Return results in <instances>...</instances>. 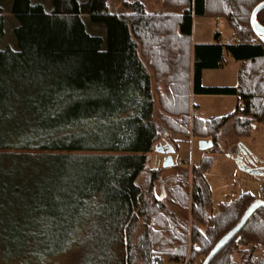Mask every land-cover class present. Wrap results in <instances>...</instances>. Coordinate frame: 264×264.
Returning a JSON list of instances; mask_svg holds the SVG:
<instances>
[{"label":"trees","instance_id":"trees-1","mask_svg":"<svg viewBox=\"0 0 264 264\" xmlns=\"http://www.w3.org/2000/svg\"><path fill=\"white\" fill-rule=\"evenodd\" d=\"M261 1L162 0L156 14L135 0L116 14L107 0H51L49 11L12 0L17 47L0 49V258L41 264L69 249L70 264H178L189 242L206 256L258 199L245 192L214 212L205 172L228 120L236 138L264 128V37L249 22ZM83 15L104 36L89 33ZM196 17H222L233 41L219 42L217 31L213 43L192 44ZM257 21L264 26V8ZM226 55L240 63L237 85L203 86L202 71L222 68ZM192 93L242 103L202 119L190 115ZM170 134L213 147L191 171L173 163L178 175L160 198L153 186L163 168L149 165V153L163 138L177 150ZM221 255L220 264H264L263 207Z\"/></svg>","mask_w":264,"mask_h":264},{"label":"rangeland","instance_id":"rangeland-1","mask_svg":"<svg viewBox=\"0 0 264 264\" xmlns=\"http://www.w3.org/2000/svg\"><path fill=\"white\" fill-rule=\"evenodd\" d=\"M33 4H40L42 7L49 11L51 9V0H30ZM135 1V0H107L108 10L113 13H122L126 12V8L124 7V2ZM140 1L144 7L149 12L153 13H162L165 10L162 6V0H138ZM12 0H0V4L4 8L3 18H4V34L2 39L0 40V49H5L10 47L15 49L17 47L16 38L14 35V28L17 25V20L14 15L10 11ZM166 11V10H165ZM83 22L85 24L86 30L91 34H98L104 36V27L100 24L92 23L89 20L87 15H83ZM156 20H160L156 18ZM216 21H219V25H216ZM219 31L222 37H226L229 34L228 26L225 20L222 17H196L193 20V34L192 40L199 43L202 42H213L214 34ZM232 38V37H231ZM224 38H220V42ZM230 39L227 38L226 40ZM233 40L231 39V42ZM226 63L223 68L219 69H206L203 72V79L206 83L215 84L221 83L223 85H237L238 82V69L239 62L235 61L232 57L226 55ZM151 72V70H150ZM199 97V96H197ZM195 96V98H197ZM154 99V111H153V119L155 122H160V118L158 112L160 110L157 94L153 92ZM202 102L198 105L200 106V111L203 112V116H198L202 119H208V117L214 115H227L229 111L235 110L236 108V98L233 97L226 105H222L218 99H214L211 97H199ZM198 101V100H197ZM192 105V102H191ZM203 107H206L207 110H204ZM230 122H234V118L230 119ZM230 129L226 128L222 132L219 131L217 134V143L218 147L221 148V152H210L207 153L213 157L212 163L209 168L205 172L206 179L209 183V187L211 190V195L213 199V210L217 207L218 203L226 202L227 200H232L236 197H239L241 194L245 192H250L252 195L259 198L260 188L264 187V182H256L252 178H250L249 174L241 171L234 159L226 156V152L231 151L232 153L235 151L237 146H230L229 138ZM178 142V149L172 154L173 160H176L177 157L182 159H192L195 165L198 164L199 160L206 153L201 151L198 147V142L202 138L190 136V138H184L183 136L173 135ZM228 138V139H227ZM208 140V139H206ZM170 143L169 139L163 138L160 140V143ZM239 142L246 144L247 149L253 153L255 156V164L258 167L264 168V128L260 124H256L252 129L251 133L247 137H240ZM163 154L157 153L154 150L149 153V165L152 167H158L160 165L155 166L154 159L155 156L159 158ZM162 158V157H161ZM194 167V166H193ZM193 167H189V171L192 170ZM161 168V167H160ZM178 169L176 167H171V169L166 173L164 169H162L161 173L158 176V179L154 182V192L159 195L162 192H165V189H168V184L171 179L178 175ZM146 174H141L138 178V183L142 184L145 181ZM174 181H171L172 183ZM184 190L188 193L191 192L190 179L188 186L183 187ZM167 195V192L166 194ZM169 198V195H168ZM167 207L171 209V211L178 212V209L169 203ZM191 214L188 210L187 219L189 222L191 221ZM228 226V223L226 224ZM224 227V226H223ZM223 228H221L222 230ZM192 230V228H191ZM204 230V229H203ZM220 231V230H219ZM216 230L215 234L219 233ZM211 237V239L213 238ZM192 243V242H191ZM194 247V248H193ZM188 254L187 258L183 263L178 264H201L204 257L205 252H203L202 248L197 244L188 243ZM203 252V253H201ZM262 251L256 248L253 251V256L259 257ZM237 256V255H235ZM221 256L214 258L212 264H220ZM72 260V254L69 249H66L64 252L55 254L49 257L43 258L41 264H70ZM22 261V262H21ZM26 261L23 259H14V260H3L0 258V264H24ZM165 264H177V263H169L165 260Z\"/></svg>","mask_w":264,"mask_h":264},{"label":"water","instance_id":"water-1","mask_svg":"<svg viewBox=\"0 0 264 264\" xmlns=\"http://www.w3.org/2000/svg\"><path fill=\"white\" fill-rule=\"evenodd\" d=\"M264 8V0L259 2L252 10L250 15V26L252 30L264 37V26H262L257 21V14L258 12ZM165 134V133H164ZM236 150L231 153L228 152L227 156H231L235 163L237 164L238 168L252 176H260L264 173V168H256L254 158L251 152L247 149V147L241 143L237 142ZM198 147L200 150L205 151L211 147H213V141L208 139H201L198 142ZM154 151L164 154L165 158L163 161V167H171L173 166V158L172 154L175 152L173 146L169 143H158L154 146ZM165 195L164 192L161 193L160 198ZM260 207L264 208V199L258 198L254 200L245 210L239 221L230 229L228 230L218 241L217 243L211 248V250L206 254L201 264H209L211 260L235 237V235L244 227L246 222L248 221L249 217Z\"/></svg>","mask_w":264,"mask_h":264},{"label":"crops","instance_id":"crops-1","mask_svg":"<svg viewBox=\"0 0 264 264\" xmlns=\"http://www.w3.org/2000/svg\"><path fill=\"white\" fill-rule=\"evenodd\" d=\"M219 32V31H218ZM220 33V32H219ZM192 34H193V27H192ZM230 31H229V34L226 36V37H222L221 36V38H224L225 39V41H227L226 39L227 38H229L230 36ZM224 39L222 40V41H224ZM214 42V41H213ZM213 42H210V43H213ZM197 42H195V41H193L192 40V44H196ZM199 43H204V44H208L209 42H202V41H200ZM229 56V55H228ZM231 57V56H230ZM223 68V67H222ZM206 70V69H205ZM205 70H203L202 71V77H201V81H202V85L203 86H218V87H223V86H235V85H223V84H221V83H215V84H209V83H206L205 81H204V79H203V72L205 71ZM195 96L197 97V96H199V97H211V98H214V99H218V101H220V103H222V105L224 106V105H226V103H228L233 97H235L236 98V107L238 106V105H240L241 103H242V100H241V98L239 97V96H237V95H230V94H199V93H192V95H191V102H192V105H191V108H194V109H196L198 112H200V113H202V116L204 115L203 114V112L202 111H200V106L198 105L199 103H197V102H202V101H200V99H197V98H199V97H197V98H195ZM198 100V101H197ZM204 108V110H207L206 109V107H203ZM233 111V110H232ZM232 111H229L228 112V114L230 113V112H232ZM220 116H224V115H220ZM219 115H214V116H211V117H208V119H210V118H213V117H220ZM206 119V118H205ZM258 125V124H257ZM226 128H229L230 129V135L228 136V140H229V144H230V146L229 147H231L232 145L234 146V144H237V142H239V138H236L235 137V135H234V133H233V123H231L230 122V120H228L224 125H223V127L221 128V132L223 131V130H225ZM173 135H176V134H170V138L171 139H175L174 138V136ZM180 136V135H179ZM166 139V138H165ZM176 140V139H175ZM167 143V142H166ZM242 143V142H241ZM162 144V143H161ZM170 144V143H169ZM244 144V143H243ZM244 145H246V144H244ZM219 152H221V148H219ZM202 151V150H201ZM206 151V150H205ZM205 151H203V152H205ZM228 152H231V151H228ZM228 152H226V156H227V153ZM158 153V152H157ZM232 153V152H231ZM251 154H252V156H254L253 155V153L251 152ZM162 157V158H161ZM160 158L158 157V156H155V159H154V165L155 166H157V165H160L159 166V168L161 167V168H163L164 169V172H168L170 169H171V167H163L162 166V164H163V161H164V158H165V155L163 154L162 156H161ZM228 157H230V158H232L231 156H228ZM255 157V156H254ZM233 159V158H232ZM190 160L192 161V159L190 158ZM192 163H193V161H192ZM193 166H196L194 163H193ZM152 167V166H151ZM154 168H158V167H154ZM250 178H252V177H250ZM254 181H256V182H264V180H263V178L262 179H255V178H252ZM261 188H264V187H261ZM248 193H250V192H248ZM235 199V198H234ZM227 201H230V200H227ZM226 201V202H227ZM219 204V203H218ZM217 210V207L213 210L214 212Z\"/></svg>","mask_w":264,"mask_h":264},{"label":"built area","instance_id":"built-area-1","mask_svg":"<svg viewBox=\"0 0 264 264\" xmlns=\"http://www.w3.org/2000/svg\"><path fill=\"white\" fill-rule=\"evenodd\" d=\"M219 21H216V25H219ZM220 42V41H219ZM226 43H231V39H228L227 41H225ZM224 43V42H222ZM190 115L192 117H198V116H202V113L198 112L196 109L191 108L190 111ZM174 163H176L177 165H182V166H188V167H193V163L190 159H182L180 157H177L176 160H173ZM264 193V189H261V194L263 195Z\"/></svg>","mask_w":264,"mask_h":264},{"label":"flooded vegetation","instance_id":"flooded-vegetation-1","mask_svg":"<svg viewBox=\"0 0 264 264\" xmlns=\"http://www.w3.org/2000/svg\"><path fill=\"white\" fill-rule=\"evenodd\" d=\"M236 144H234V146H235ZM235 150H236V148H235ZM253 158H254V162H255V157L253 156ZM255 166H256V168H261V167H258L256 164H255ZM252 176V175H251ZM253 178V177H252ZM263 178V180H264V173L262 174V175H260V176H256L255 175V179H262ZM261 189L262 188H260V194H259V198H262V199H264V193H263V195L261 194ZM264 189V188H263Z\"/></svg>","mask_w":264,"mask_h":264}]
</instances>
